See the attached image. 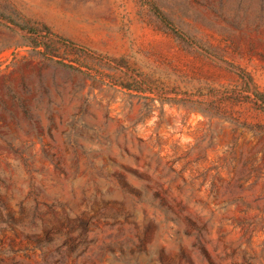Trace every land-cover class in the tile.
I'll list each match as a JSON object with an SVG mask.
<instances>
[{
	"label": "rangeland",
	"instance_id": "obj_1",
	"mask_svg": "<svg viewBox=\"0 0 264 264\" xmlns=\"http://www.w3.org/2000/svg\"><path fill=\"white\" fill-rule=\"evenodd\" d=\"M229 65L264 93V0H0V264H264V108Z\"/></svg>",
	"mask_w": 264,
	"mask_h": 264
},
{
	"label": "trees",
	"instance_id": "obj_2",
	"mask_svg": "<svg viewBox=\"0 0 264 264\" xmlns=\"http://www.w3.org/2000/svg\"><path fill=\"white\" fill-rule=\"evenodd\" d=\"M150 11L155 15L157 19L160 20V22L169 30L171 31L175 36H177L179 39L183 40L189 45H196L195 42H193L188 36H186L184 33H182L179 29L176 28V26L171 22L165 14L154 4L150 5ZM31 34L36 36V42H34L33 47H43L45 51H47L49 44H59L62 46H66L69 48H75V44L72 42L65 40L53 33H51L48 29L45 30V35H37L35 32H30ZM43 54H45L43 52ZM49 57H55L53 54H49ZM68 68H72V66H67ZM230 71L235 73L242 81L245 86V92L251 93L254 101L260 104L261 107L264 108V93L259 92L254 84V81L252 77L247 73L245 70L241 68H237L236 66L229 65Z\"/></svg>",
	"mask_w": 264,
	"mask_h": 264
}]
</instances>
